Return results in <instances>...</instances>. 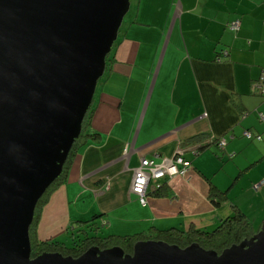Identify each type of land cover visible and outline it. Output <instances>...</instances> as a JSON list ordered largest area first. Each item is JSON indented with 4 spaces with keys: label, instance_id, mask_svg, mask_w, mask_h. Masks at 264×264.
Instances as JSON below:
<instances>
[{
    "label": "crops",
    "instance_id": "1",
    "mask_svg": "<svg viewBox=\"0 0 264 264\" xmlns=\"http://www.w3.org/2000/svg\"><path fill=\"white\" fill-rule=\"evenodd\" d=\"M263 70L264 0H130L93 95L99 136L78 147L43 206L39 238L69 243L78 220L100 213L102 234L212 228L231 201L260 223L264 182L253 185L264 179V94L255 87ZM197 134L225 143L195 153L197 144L182 141ZM179 150L191 162L186 175L165 178L160 193L149 185L141 204L130 190L140 158ZM208 179L229 199L212 203Z\"/></svg>",
    "mask_w": 264,
    "mask_h": 264
},
{
    "label": "water",
    "instance_id": "2",
    "mask_svg": "<svg viewBox=\"0 0 264 264\" xmlns=\"http://www.w3.org/2000/svg\"><path fill=\"white\" fill-rule=\"evenodd\" d=\"M130 0H0V264H264V218L220 252L139 239L30 255L37 200L81 132ZM246 130L244 131V133Z\"/></svg>",
    "mask_w": 264,
    "mask_h": 264
},
{
    "label": "trees",
    "instance_id": "3",
    "mask_svg": "<svg viewBox=\"0 0 264 264\" xmlns=\"http://www.w3.org/2000/svg\"><path fill=\"white\" fill-rule=\"evenodd\" d=\"M230 29L236 30L237 28ZM107 56H109V53ZM93 111V104L91 102L84 114L81 132L79 136L74 139L63 163L61 172L49 184L36 202L33 219L29 226L31 256L42 251H59L63 255L77 256L91 245H97L100 248L119 245L125 252H131L133 244L139 239H162L169 243H176L182 247L191 242H197L204 248L214 249L217 252H220L224 247L234 242H239L243 238L250 237L256 229H258L254 227L246 212H244L236 203L231 201V213L221 218L212 228H200L190 225L187 229H181L176 226H171L167 228L155 227L150 228L147 231H139L129 234H102L100 229L103 221L101 218L102 214L100 213L94 214L88 219L78 220L74 226L73 233H75V235H73L69 243L56 238H39L37 234V226L43 206L48 201L52 192L66 181L68 170L78 147L88 138H97L99 136L98 132L91 128ZM259 115V117L262 118V114ZM246 131L249 132V134H244L250 137L252 135L251 131ZM256 137H259V135H256ZM220 141H223V143L221 144ZM189 143L197 144L194 148V152L197 153L200 149L208 147L211 144L222 147L225 143V139L222 137L209 138V135L197 134L182 141V145ZM162 187H164V183L154 188V190L157 191V193H160ZM208 196L215 205H219L223 201L229 199L227 188L222 189L218 187L210 179H208ZM97 218H100L101 221H98Z\"/></svg>",
    "mask_w": 264,
    "mask_h": 264
},
{
    "label": "built area",
    "instance_id": "4",
    "mask_svg": "<svg viewBox=\"0 0 264 264\" xmlns=\"http://www.w3.org/2000/svg\"><path fill=\"white\" fill-rule=\"evenodd\" d=\"M228 25L230 28H238L239 19H234ZM255 87L256 90L264 94V70L260 73ZM245 133L249 134L247 131ZM220 143L222 144L223 141H220ZM129 147V143L126 144L123 155H128ZM190 164V160L184 157L180 150L169 158L162 156L161 160L158 162H156L153 157L149 158L142 156L139 164L133 169L130 190L137 195L141 204H145L149 183H152L150 188H156L161 184L162 179L176 174L184 176ZM263 182L264 179L255 183L253 187L259 188Z\"/></svg>",
    "mask_w": 264,
    "mask_h": 264
},
{
    "label": "rangeland",
    "instance_id": "5",
    "mask_svg": "<svg viewBox=\"0 0 264 264\" xmlns=\"http://www.w3.org/2000/svg\"><path fill=\"white\" fill-rule=\"evenodd\" d=\"M125 15H126V14H125ZM120 27H121V26H120ZM163 181H164V179L161 180V184L163 183ZM161 184H160V185H161ZM149 185H152V183H149ZM149 185H148V186H149ZM260 222H261V221H260ZM259 224H260V223H259V220H257L256 223H254V227H255V228H258ZM68 242H69V241H68Z\"/></svg>",
    "mask_w": 264,
    "mask_h": 264
}]
</instances>
